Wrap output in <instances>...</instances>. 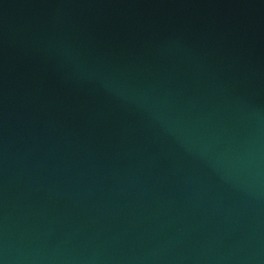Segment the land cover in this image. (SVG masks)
<instances>
[{
    "label": "water",
    "instance_id": "water-1",
    "mask_svg": "<svg viewBox=\"0 0 264 264\" xmlns=\"http://www.w3.org/2000/svg\"><path fill=\"white\" fill-rule=\"evenodd\" d=\"M0 264H264V0H0Z\"/></svg>",
    "mask_w": 264,
    "mask_h": 264
}]
</instances>
